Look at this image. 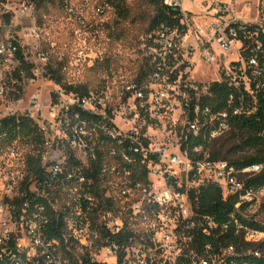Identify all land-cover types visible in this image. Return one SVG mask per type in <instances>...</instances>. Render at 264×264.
I'll return each instance as SVG.
<instances>
[{"label": "built area", "instance_id": "2783aa9c", "mask_svg": "<svg viewBox=\"0 0 264 264\" xmlns=\"http://www.w3.org/2000/svg\"><path fill=\"white\" fill-rule=\"evenodd\" d=\"M45 3L75 21L79 38L93 28L89 10L102 16L107 8L96 0H0V119L28 115L45 136L41 177L27 181L25 165L6 168L20 152L25 158L16 143L0 157V264L264 261V186L247 183L264 163L238 166L209 150L237 118L264 106V0H164L180 24L153 36L147 77L86 95L67 92L48 72L55 44L44 36ZM49 84L57 89L46 98ZM215 84L228 88L225 98ZM75 107L91 117L70 119ZM98 142L112 146L99 180L68 166V152L88 166ZM208 184L236 199L228 219L194 209L192 193ZM228 238L238 242H220Z\"/></svg>", "mask_w": 264, "mask_h": 264}, {"label": "trees", "instance_id": "16d2710c", "mask_svg": "<svg viewBox=\"0 0 264 264\" xmlns=\"http://www.w3.org/2000/svg\"><path fill=\"white\" fill-rule=\"evenodd\" d=\"M107 8L113 9L115 14V23L121 22H137L138 20L147 22V33L149 44L153 41V36L162 27H177L180 24L179 15L175 9L166 5L164 0H100ZM44 10L48 12L46 3ZM111 27V25H110ZM114 61L110 57L104 56L100 61H97L96 67L103 72H111ZM62 65L57 69L53 66L49 67V73L54 81L66 89L67 92H79L82 95L88 94L89 90L82 85H73L64 80L62 74ZM151 69L149 59L145 56V60L140 66L134 80L142 81L147 77ZM219 87L220 98H225L228 94V88L223 84H217ZM79 114L80 120L89 119L90 114L78 107L72 108L68 112V117L71 119L75 114ZM234 132L241 135L242 148L245 150H255L253 153L246 154L242 159H230L227 156H222L225 148L222 144L220 149H217L219 139L214 141L209 150L213 160H227L238 166H242L253 162L264 163V106H259V111L249 117H240L235 120ZM233 133V131L231 132ZM45 136L43 130L37 125L36 121L28 115L17 114L0 119V157L14 143L20 145L26 150L24 165L26 180L31 176L41 177L44 168L41 162V154L44 150ZM109 145V144H108ZM111 144L108 147L100 146V142L94 147L95 157L90 159L89 165L84 166L71 152H68L67 163L69 167L81 168L83 173L99 180L102 173L103 165L108 153L111 149ZM244 151V150H243ZM125 152L130 154L128 149ZM249 152V151H248ZM133 164L141 170H145L138 156H132ZM145 173V171H144ZM247 183L255 186H264V170L256 178ZM194 209L206 215L213 216L215 219L222 221L230 217L235 209L236 199L225 200L221 189L216 184H208L200 189L197 193H192ZM61 227V222L59 223ZM61 230H55V234H61ZM222 244L237 243V240L228 238L221 239ZM256 264H264L262 260H253Z\"/></svg>", "mask_w": 264, "mask_h": 264}, {"label": "rangeland", "instance_id": "374dc122", "mask_svg": "<svg viewBox=\"0 0 264 264\" xmlns=\"http://www.w3.org/2000/svg\"><path fill=\"white\" fill-rule=\"evenodd\" d=\"M96 2L100 3V0ZM46 5L48 12L43 8L48 13H45L44 36L50 43L55 44V47L48 48L49 62L57 69L61 65L65 66L62 74L66 82L82 85L88 90H101L103 87H108L110 93H116L119 85L134 80L145 56L148 58L149 55L147 22L138 20L116 24L113 9L106 8L102 16H99L94 9H90L87 18L93 28L91 33L79 38L76 35L75 21L71 20L59 5L48 3ZM102 21L104 22L99 33L94 35L93 29ZM104 56L114 61L111 72H103L96 67L97 61ZM200 76L204 77L205 74L202 75L200 72ZM49 85L45 90L46 98L48 92L57 89L54 85ZM236 132H230L219 138L216 148L220 149L224 144L222 156L242 159L246 154L255 151L252 148L248 152L242 148L241 135ZM22 153L25 154L26 150L22 149ZM20 156L7 160L6 168L10 167L11 171H21L24 160ZM83 157L85 158V155ZM262 211V217H264V201Z\"/></svg>", "mask_w": 264, "mask_h": 264}]
</instances>
